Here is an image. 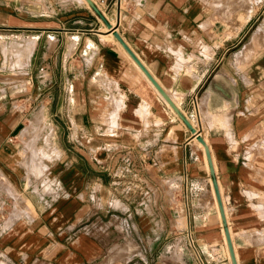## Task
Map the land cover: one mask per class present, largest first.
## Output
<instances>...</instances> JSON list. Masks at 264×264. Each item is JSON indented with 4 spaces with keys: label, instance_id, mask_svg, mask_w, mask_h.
<instances>
[{
    "label": "crops",
    "instance_id": "0c3cea01",
    "mask_svg": "<svg viewBox=\"0 0 264 264\" xmlns=\"http://www.w3.org/2000/svg\"><path fill=\"white\" fill-rule=\"evenodd\" d=\"M87 1L0 0V256L233 264L216 180L244 199L237 264H264L232 169L264 142L260 0Z\"/></svg>",
    "mask_w": 264,
    "mask_h": 264
},
{
    "label": "rangeland",
    "instance_id": "374dc122",
    "mask_svg": "<svg viewBox=\"0 0 264 264\" xmlns=\"http://www.w3.org/2000/svg\"><path fill=\"white\" fill-rule=\"evenodd\" d=\"M251 1L252 0H247L246 4H250ZM260 3L262 4V8L264 10V0H260ZM189 112L195 113L192 110H190ZM192 119L195 123H197L196 119L198 120V122L201 121L200 123L203 125L202 135L205 136V138H209L208 130L205 126V117L203 116L201 106H199L196 115H194ZM208 143L211 146L210 150L213 149V144L209 140ZM257 148V150H254L253 148V150H251L250 153L247 154V157L245 159H241L237 164V167L232 169H249L251 172V180L247 181L248 188L244 191V195L245 198H247L248 202L252 204L256 209V213L258 215L257 230H259V233L262 236V240L264 241V142L263 144H261V147L258 146ZM214 161L215 169H220L216 163V158H214ZM238 196L239 193L237 190L230 195L229 193L223 195V203L227 211V217L231 227L233 239H235V236L237 235V224L234 221V214L236 212L235 209H237L238 206L236 205V203L239 201L237 203L239 204L244 201L243 198H238ZM0 264L8 263L0 256Z\"/></svg>",
    "mask_w": 264,
    "mask_h": 264
},
{
    "label": "water",
    "instance_id": "95a60500",
    "mask_svg": "<svg viewBox=\"0 0 264 264\" xmlns=\"http://www.w3.org/2000/svg\"><path fill=\"white\" fill-rule=\"evenodd\" d=\"M88 1L93 5L92 0H88ZM116 34H117L118 38L123 42L124 46L127 48V50L132 55V57L138 62V64L145 71V73L149 76V78L154 82V84L158 87V89L165 96V98L168 100V102L174 107L175 110L178 111L179 110L178 107L175 105V103L172 101V99L167 95V93L161 88V86L157 83V81L153 78V76L149 73V71L147 70V68L142 64V62L135 55V53L123 41V39L121 38V36L118 33H116ZM197 136L203 142V144L205 145V148H206V151H207L208 160H209V165H210V168L213 171L214 170V167H213V163H212V159H211L209 147H208L207 143L205 142V140L202 138V136L200 134H197ZM214 185H215V191H216V195H217V199H218V203H219L221 215H222L223 220L225 221V231H226L228 246H229L230 253H231L232 263L233 264H237V260H236L235 253H234V248H233V243H232V239H231L229 227L227 225L225 210H224L223 202H222V199H221V195H220V192H219V189H218L216 180H214Z\"/></svg>",
    "mask_w": 264,
    "mask_h": 264
},
{
    "label": "bare ground",
    "instance_id": "6f19581e",
    "mask_svg": "<svg viewBox=\"0 0 264 264\" xmlns=\"http://www.w3.org/2000/svg\"><path fill=\"white\" fill-rule=\"evenodd\" d=\"M88 2V1H87ZM110 26V25H109ZM39 117V116H38ZM40 120H42V119H40ZM201 134V133H200ZM198 139V138H197ZM201 142V141H200ZM205 142L207 143V145H208V147H209V149H210V145H209V143H208V139L207 138H205ZM205 147V146H204ZM206 152V151H205ZM207 153V152H206ZM212 158V157H211ZM213 159V158H212ZM214 167H215V164H214ZM215 187V186H214ZM221 193H222V191H221ZM216 194V193H215ZM218 200V199H217ZM217 205H219V203L217 204ZM224 205V204H223ZM219 207V206H218ZM226 210V209H225ZM225 213H227V211L225 212ZM226 216H227V214H226ZM227 220H228V217H227ZM229 226V225H228ZM224 227V226H223ZM229 229H230V234H231V237H232V233H231V228L229 227ZM233 238V237H232ZM234 253L236 254V256L235 257H237V260H239V257H238V254H237V251H236V246L234 245Z\"/></svg>",
    "mask_w": 264,
    "mask_h": 264
},
{
    "label": "built area",
    "instance_id": "2783aa9c",
    "mask_svg": "<svg viewBox=\"0 0 264 264\" xmlns=\"http://www.w3.org/2000/svg\"><path fill=\"white\" fill-rule=\"evenodd\" d=\"M11 139H12V137H11Z\"/></svg>",
    "mask_w": 264,
    "mask_h": 264
}]
</instances>
